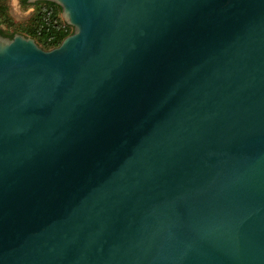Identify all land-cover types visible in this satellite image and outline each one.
<instances>
[{"label":"water","instance_id":"95a60500","mask_svg":"<svg viewBox=\"0 0 264 264\" xmlns=\"http://www.w3.org/2000/svg\"><path fill=\"white\" fill-rule=\"evenodd\" d=\"M50 2L0 35V264H264V0Z\"/></svg>","mask_w":264,"mask_h":264},{"label":"trees","instance_id":"16d2710c","mask_svg":"<svg viewBox=\"0 0 264 264\" xmlns=\"http://www.w3.org/2000/svg\"><path fill=\"white\" fill-rule=\"evenodd\" d=\"M30 6L34 9L32 17L25 25L17 26L8 13L7 0H0L1 35L12 38L15 34H19L31 38L41 49L47 51L57 47L72 33V27L61 20V9L56 4L36 2Z\"/></svg>","mask_w":264,"mask_h":264},{"label":"rangeland","instance_id":"374dc122","mask_svg":"<svg viewBox=\"0 0 264 264\" xmlns=\"http://www.w3.org/2000/svg\"><path fill=\"white\" fill-rule=\"evenodd\" d=\"M19 0H7L8 13L13 23L23 26L32 17L34 9L32 6H20Z\"/></svg>","mask_w":264,"mask_h":264},{"label":"flooded vegetation","instance_id":"af4514ba","mask_svg":"<svg viewBox=\"0 0 264 264\" xmlns=\"http://www.w3.org/2000/svg\"><path fill=\"white\" fill-rule=\"evenodd\" d=\"M19 5L20 6H30V5H32V4H29L28 3V0H19ZM35 4V3H34ZM0 35H1V32H0ZM1 36H3V37H7L6 35H1Z\"/></svg>","mask_w":264,"mask_h":264}]
</instances>
